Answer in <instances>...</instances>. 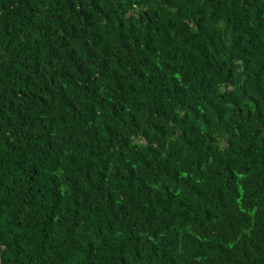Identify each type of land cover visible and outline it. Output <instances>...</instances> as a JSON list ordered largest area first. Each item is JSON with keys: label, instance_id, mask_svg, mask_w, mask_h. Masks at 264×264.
I'll list each match as a JSON object with an SVG mask.
<instances>
[{"label": "trees", "instance_id": "1", "mask_svg": "<svg viewBox=\"0 0 264 264\" xmlns=\"http://www.w3.org/2000/svg\"><path fill=\"white\" fill-rule=\"evenodd\" d=\"M0 264H264V0H0Z\"/></svg>", "mask_w": 264, "mask_h": 264}]
</instances>
